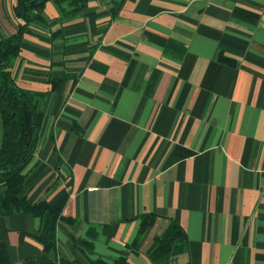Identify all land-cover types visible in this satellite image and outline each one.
<instances>
[{
    "label": "crops",
    "instance_id": "crops-1",
    "mask_svg": "<svg viewBox=\"0 0 264 264\" xmlns=\"http://www.w3.org/2000/svg\"><path fill=\"white\" fill-rule=\"evenodd\" d=\"M17 2L0 0V39ZM60 17L48 3L12 71L44 95L24 195L65 200L69 221L45 252L38 218L0 214L11 259L264 264V0H90ZM172 222L186 239L153 259Z\"/></svg>",
    "mask_w": 264,
    "mask_h": 264
},
{
    "label": "trees",
    "instance_id": "trees-1",
    "mask_svg": "<svg viewBox=\"0 0 264 264\" xmlns=\"http://www.w3.org/2000/svg\"><path fill=\"white\" fill-rule=\"evenodd\" d=\"M90 0H18L14 16L21 21L18 31L0 39V114L3 136L0 147V214L32 215L41 222L37 239L45 252L56 248L57 227L63 217L65 200L52 206L46 200L30 202L24 195L26 172L34 160L44 124V112L40 108L43 94L21 87L13 76V65L19 58L24 36L35 25L46 23L44 11L48 3L55 4L61 11L60 24L82 15ZM54 39L62 37V31L52 34ZM221 61L227 59L220 57ZM60 80L52 79L56 89ZM154 215L143 216L142 231L154 222ZM186 239L184 229L172 222L162 237L157 238V247L152 258H159L170 252L177 244ZM86 247H91L80 241ZM0 264H16L10 256L8 247L0 242ZM48 264H73L63 260ZM115 264H129L126 259L116 260Z\"/></svg>",
    "mask_w": 264,
    "mask_h": 264
}]
</instances>
